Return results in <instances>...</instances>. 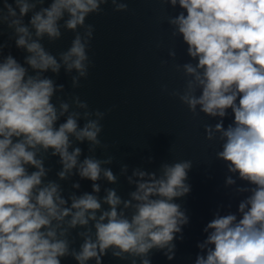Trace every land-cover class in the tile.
I'll use <instances>...</instances> for the list:
<instances>
[{"label": "clouds", "instance_id": "obj_1", "mask_svg": "<svg viewBox=\"0 0 264 264\" xmlns=\"http://www.w3.org/2000/svg\"><path fill=\"white\" fill-rule=\"evenodd\" d=\"M162 2L181 9L166 19L190 58L175 65L183 88L168 94L193 116L216 119L205 124V138L220 143L216 159L228 173L224 185L242 197L235 212L218 208L205 225L194 264H264V0ZM109 4L115 12L129 11L126 0H2L0 26L26 55L21 63L4 54L8 43H0V264H62L67 257L103 264L109 254L152 264L154 250L173 260L175 241L184 238L190 218L176 201L191 191L193 162H162L156 171L135 167L130 175L121 164L119 176L134 190L125 199L108 187L101 196L100 181L119 182L108 167L115 145L100 139L107 113L90 109L46 75L58 77L63 69L72 89L81 86L93 66L88 53L95 26L87 18ZM63 31L74 33L71 44L53 54L43 41L54 43ZM168 55L176 59L174 49ZM85 142L89 154L83 156L79 145ZM97 149L104 158L96 157ZM49 157H58L55 180L48 178ZM73 176L90 181L91 192L65 196L61 182Z\"/></svg>", "mask_w": 264, "mask_h": 264}, {"label": "water", "instance_id": "obj_2", "mask_svg": "<svg viewBox=\"0 0 264 264\" xmlns=\"http://www.w3.org/2000/svg\"><path fill=\"white\" fill-rule=\"evenodd\" d=\"M126 2L129 5L127 12H115L109 4L105 6L103 14L87 18L86 22L95 26L88 53L93 66L89 69L87 79L81 80L79 88L72 89L70 77L63 69L58 77L51 72L46 75L55 79L57 84H63L66 92L86 101L90 109L107 113L101 121L103 132L100 139L105 144L115 145L108 149V154L115 157L108 167L118 176L121 164L129 166L130 175L135 167L156 171L162 162H193L187 180L191 191L176 201L190 218L189 224L183 228L184 238L175 241L176 255L173 260L169 261L162 252L154 250L151 261L152 264H194L199 252L196 245L207 235L203 232L205 225L218 208L221 214L235 212L242 197L235 193L234 188L224 185L228 173L224 162L216 159L220 143L205 138V124H215L216 119L203 113L193 116L186 105L168 94L173 89H182L184 84L183 73L177 71L175 65L190 60L187 45L182 38L171 36L166 19L181 9H172L162 0ZM0 31V43L9 44L4 54L11 53L23 63L26 53L16 48L14 40L8 39L9 30L6 26H0ZM73 36L74 33L63 31L60 40L49 43L45 39L43 43L50 52L57 54L70 46ZM170 49L176 51L175 60L168 55ZM162 61H167V64H162ZM163 86H167L168 92L162 91ZM65 99L68 97L65 96ZM231 122L230 114L224 121L225 127ZM79 147L83 149V156L89 154L86 142ZM95 155L104 158L101 149H97ZM149 156L153 157L152 163L148 162ZM57 161L58 157H49L45 161V166L52 169L49 179H56V172L60 169ZM77 181L81 188L72 189V183ZM100 183L101 196L104 195L103 189L108 187L117 188L118 194L125 199L134 190L123 176H119L116 185L103 180ZM61 184L65 196L72 191L80 194L92 190L91 182L80 180L79 176H73ZM229 203L231 209L227 207ZM80 242L77 238L74 247H78ZM131 259L120 260L109 254L103 258V264H131ZM62 264L77 262L67 257L62 260Z\"/></svg>", "mask_w": 264, "mask_h": 264}]
</instances>
